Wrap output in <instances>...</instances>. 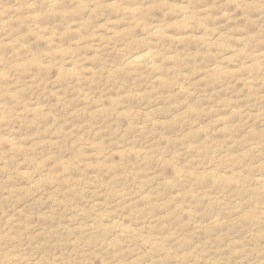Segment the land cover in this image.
Segmentation results:
<instances>
[{
    "label": "rangeland",
    "instance_id": "rangeland-1",
    "mask_svg": "<svg viewBox=\"0 0 264 264\" xmlns=\"http://www.w3.org/2000/svg\"><path fill=\"white\" fill-rule=\"evenodd\" d=\"M0 264H264V0H0Z\"/></svg>",
    "mask_w": 264,
    "mask_h": 264
}]
</instances>
